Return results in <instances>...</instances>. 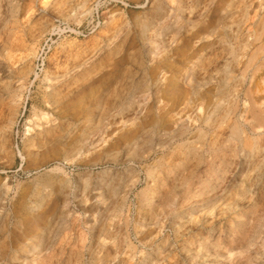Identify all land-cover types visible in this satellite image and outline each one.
<instances>
[{"label":"rangeland","instance_id":"rangeland-1","mask_svg":"<svg viewBox=\"0 0 264 264\" xmlns=\"http://www.w3.org/2000/svg\"><path fill=\"white\" fill-rule=\"evenodd\" d=\"M252 1L0 0V264H264V130L247 123L252 68L241 79L244 65L264 59L263 51L250 61L264 42L247 33L258 24ZM96 8L101 22L90 28ZM211 43L212 63L193 75L204 97L198 121L160 138L190 95L177 78ZM87 62L92 71L72 82ZM263 77L254 78L259 105ZM52 89L63 96L55 111L61 137L46 136L26 154L27 122L33 108L51 111ZM121 117L134 123L120 131ZM180 149L190 150L188 166L167 172Z\"/></svg>","mask_w":264,"mask_h":264},{"label":"bare ground","instance_id":"bare-ground-1","mask_svg":"<svg viewBox=\"0 0 264 264\" xmlns=\"http://www.w3.org/2000/svg\"><path fill=\"white\" fill-rule=\"evenodd\" d=\"M253 4V1L250 3V6ZM153 6L151 5L150 8H152ZM161 7L158 4V10H160ZM192 9V8H191ZM199 9V8H198ZM253 9L255 12V16L257 17V28H255V31L253 33H250V31L248 30L247 33L248 35H252V43L255 42H259L261 39V36L264 35V0H257V2L255 4H253ZM150 10V9H149ZM186 12V11H185ZM196 13V12H195ZM195 16V14H194ZM185 17V15H184ZM192 17V16H191ZM243 21H247L249 20L248 17L242 18ZM226 21V20H225ZM256 21V20H255ZM164 22V21H163ZM168 23V22H167ZM196 25V22L191 21L190 23V29L192 30L194 29ZM234 27V26H233ZM18 29V28H17ZM234 29V28H233ZM214 33V27L210 29V31L202 36H198L197 39L195 40V42H201V41H206L212 34ZM165 38V37H164ZM17 40V39H15ZM155 41V40H154ZM211 45L212 43L207 47L208 49L205 50L204 52H199L196 55L194 54L192 57L189 58L188 64L187 66L184 68V70L181 73L180 78H177V81L181 83V85L185 86L189 91H190V95L188 97H186L185 99H183V101L181 102V104L178 107H175V109L172 111L171 114V128L167 129L165 131L164 135H161L160 138H165L168 139L170 138V136L177 134V133H184L185 131H187L189 129V126L195 124L196 121H198V113H200L201 111V107L203 105V101H204V97L202 94H200V90H199V82L194 78V74L196 73L197 70H206V67H208L211 61H213V58L215 57V52H212L211 50ZM160 48V46H159ZM111 49V48H110ZM6 56L7 59H13L16 52L19 50L18 48V44L15 42L12 45H9L6 47ZM153 52L155 54H158L160 51H158V49L153 48L152 49ZM162 50V49H159ZM264 51V42H262L260 45L257 46V48L252 52V54L250 55V61H252L251 59H256L259 57L258 53L259 52H263ZM103 52V51H102ZM117 53L118 52V48H115L113 51L107 52V54L103 57V59H109L110 55L112 53ZM91 53V52H90ZM219 54V53H218ZM79 55V54H78ZM127 56V55H126ZM128 57V56H127ZM147 59V58H146ZM7 61V60H6ZM79 62V61H78ZM102 62V61H101ZM217 62V61H216ZM4 63V61H3ZM212 63V62H211ZM6 64V63H5ZM83 68L81 69L82 72H78L77 74L73 75L71 77V81H79L83 78H85L93 69L94 63H89L87 62L86 64L83 63ZM98 64H100L98 62ZM139 64H142L141 62ZM219 65V64H218ZM227 65V64H226ZM232 65V64H231ZM213 66V65H212ZM144 68V67H143ZM252 68L251 71V77L249 79V84L248 87L246 89V96L248 98V108H250L251 111V120L248 121V125H250V127L256 131L255 128L258 129H262L264 130V102L262 103V105H259L258 102L256 100H254L252 93H253V89L254 87V78L256 77L258 71L264 72V59L261 60L259 63L257 64H253V63H249L244 65L243 69H242V76L241 79L245 80L246 79V73H248V71ZM4 69V68H3ZM147 69V68H146ZM222 69V68H221ZM55 70V69H54ZM7 71V70H6ZM27 71H29V69H27ZM148 71V70H147ZM213 71V70H212ZM198 72V71H197ZM131 71H127L124 73V79H128L131 75ZM199 74V73H198ZM161 76V75H160ZM199 76V75H198ZM197 76V77H198ZM196 77V78H197ZM216 78V76H215ZM226 77L223 78V80H225ZM47 80V79H46ZM264 82V77L263 80ZM248 82V81H247ZM177 83V82H173ZM145 84V83H144ZM172 84V85H173ZM202 84V83H201ZM141 85V84H140ZM17 88V86H16ZM205 89V88H204ZM13 90V89H12ZM17 90V89H16ZM242 90V89H241ZM240 90V91H241ZM258 93V92H257ZM260 93V92H259ZM15 94V93H14ZM115 95V93H114ZM151 95V94H150ZM49 100L51 102V111H46L43 109H36L33 108V112L32 115L30 117V119L27 122V128H26V142L24 145V153H30L32 150L34 151L33 147L36 145V143L41 144V146H43L45 143L44 142V137L46 136H50L53 139L54 138H60L61 135H57V114L55 113L56 111V104L61 100V98L63 96H60V93H57V91H55V89H52L51 92L48 94ZM116 99L118 100L119 95L117 94ZM16 100V99H15ZM124 103H128L130 104L128 101L124 102ZM17 105V104H16ZM99 105V104H98ZM97 105V106H98ZM218 102L216 101V98H214V100L212 101L211 105H210V113L207 116V118H211V112L214 111V109L217 107ZM45 108V107H44ZM17 109V108H16ZM100 110V109H99ZM195 111V112H194ZM127 113V112H125ZM123 115V114H122ZM125 115V114H124ZM127 115V114H126ZM128 116V115H127ZM130 116V114H129ZM118 117V116H117ZM120 118V117H119ZM118 118V119H119ZM115 119V118H114ZM117 119V118H116ZM135 119V118H133ZM71 120V119H70ZM130 120L129 119H122L121 117V121L120 123L122 124V127L120 129V131H123L124 129H128L130 125H132V123H134V121H132L130 124H128ZM190 121V123H189ZM26 122V121H25ZM73 121H70L69 123H67L64 127V131L66 130L67 126L69 127L70 125H72ZM157 121L154 122V125L156 126ZM35 127H38L37 130H34ZM204 128V127H203ZM32 129L34 130V133H31ZM84 129V128H83ZM164 129V128H163ZM152 129H150L148 132H150ZM200 130V129H199ZM235 130L238 131L239 128L238 126L235 127ZM201 133V130L199 131ZM250 133V132H249ZM82 141H79L76 146L78 147L80 145V147H82ZM160 145V144H159ZM132 146V145H131ZM104 146H102L103 148ZM41 148V147H40ZM79 148V147H78ZM144 150V148H143ZM149 147L146 148L145 151H148ZM4 154L7 158H12L13 157V151L10 149L9 145L5 146L3 148ZM166 151V150H165ZM188 152H184L182 151V149L178 150V153H176V158L175 160L167 167H165V170L168 171H174V170H180L181 168H183L185 165H187V162L189 160V155H190V150H187ZM71 149H67L65 151V157H69L71 156ZM103 157H117L119 150L117 151H111V152H106L105 150L103 151ZM163 152V151H162ZM195 152V151H194ZM20 153V152H19ZM144 151H133V156L136 159H142L144 158L143 156ZM203 153V152H202ZM256 154V153H255ZM20 155H22V153H20ZM151 155V154H150ZM156 155V153H155ZM175 155V154H174ZM259 155V154H258ZM262 155V154H261ZM256 156V155H255ZM23 157V156H22ZM102 157V158H103ZM147 157V156H145ZM66 158V159H67ZM195 159H197V154H195ZM146 160V159H145ZM243 160V159H242ZM246 160V158H245ZM136 161V160H135ZM142 161V160H141ZM235 161V160H234ZM233 161V162H234ZM245 162V161H244ZM135 163V162H134ZM190 165V164H189ZM134 166V165H133ZM188 166V165H187ZM142 170V169H141ZM147 173L150 174L151 169L147 166L146 167ZM186 170V169H185ZM228 171V170H227ZM134 172V171H133ZM178 172V171H177ZM180 172V171H179ZM103 173V172H102ZM174 173V172H173ZM210 174V173H209ZM221 174V173H220ZM113 175V173H112ZM115 175V174H114ZM181 176V175H180ZM179 176V177H180ZM106 177V176H105ZM169 177V176H168ZM224 177V176H223ZM226 177V176H225ZM255 178H257V175H255ZM159 179V178H158ZM212 179V178H211ZM245 181L251 185L252 182L255 180L254 177L252 176V172H250L249 174H246L245 176ZM100 180V179H99ZM102 181V180H100ZM138 182V181H137ZM153 182V181H152ZM158 182V181H157ZM211 182V180H210ZM224 183V182H223ZM65 184V183H64ZM106 184V182H105ZM104 184V185H105ZM97 185V184H96ZM102 185V184H101ZM102 185V186H104ZM207 185V184H206ZM260 185V184H259ZM212 186V184H211ZM63 187V186H62ZM107 187V186H106ZM214 187V186H213ZM96 188V187H95ZM134 188V187H133ZM216 188V187H215ZM96 190V189H95ZM99 190V189H98ZM106 190V189H105ZM162 190V189H161ZM103 191V190H102ZM108 191V190H106ZM97 192V191H96ZM101 192V191H100ZM261 192V191H260ZM143 193V192H141ZM157 193V192H156ZM69 194V193H68ZM95 194V193H94ZM162 194V193H161ZM257 194V193H256ZM263 194V193H262ZM91 195V194H90ZM131 195V194H130ZM163 195V194H162ZM161 195V196H162ZM207 195V194H206ZM60 196V195H59ZM78 196V195H77ZM80 196V195H79ZM109 196V194H108ZM210 196V195H209ZM99 197V196H98ZM110 197V196H109ZM163 197V196H162ZM263 197V196H262ZM78 198V197H77ZM107 198V197H106ZM157 198V197H156ZM155 198V199H156ZM257 198V197H256ZM105 199V197L103 198ZM154 199V200H155ZM255 199V198H254ZM45 200V199H44ZM101 200V199H100ZM160 200V199H159ZM193 200V199H192ZM43 199H40V201H38V206H41ZM83 201V200H82ZM106 201V200H105ZM45 202V201H44ZM80 202V201H79ZM102 202V201H101ZM160 203V202H159ZM80 204V203H79ZM102 204V203H101ZM94 206V205H93ZM190 206V205H189ZM35 208V207H34ZM90 208V205L89 207ZM93 208V207H92ZM86 209V208H85ZM188 209V208H187ZM132 212V211H131ZM245 212V211H244ZM243 212V213H244ZM221 213V212H220ZM219 213V214H220ZM222 214V213H221ZM177 217V216H176ZM199 217V216H198ZM215 217V216H214ZM186 218V217H185ZM217 218V217H216ZM144 219V218H143ZM182 220V219H181ZM191 220V219H190ZM215 220V219H214ZM53 222V221H52ZM185 222V221H183ZM215 223V222H214ZM64 225V224H63ZM149 225V224H148ZM239 225V224H238ZM227 226V225H225ZM198 228V227H197ZM129 229V228H128ZM210 229V228H209ZM45 230V229H44ZM49 230V229H48ZM212 230V229H211ZM69 231V230H68ZM67 232V231H66ZM47 233V232H46ZM202 234V233H201ZM39 235V234H38ZM44 235V234H43ZM221 235V234H220ZM40 236V235H39ZM38 238V237H36ZM42 239V238H41ZM225 239V237H224ZM217 240V239H216ZM229 241V240H228ZM242 241V240H241ZM40 242V239H36L34 241V243H30L33 244V246H38V244ZM51 242V241H50ZM55 242V241H54ZM205 242V241H204ZM192 245V244H191ZM188 246V245H185ZM51 247H53L51 245ZM49 247V248H51ZM28 248H30L29 246L27 247L26 245H22L20 248V251L24 253V255L26 256L27 252H28ZM192 248V247H191ZM32 249V248H31ZM44 249V248H43ZM215 249V247H214ZM50 250V249H49ZM53 250V249H52ZM54 251V250H53ZM45 252V251H44ZM46 252V253H50ZM193 253V252H192ZM45 255V254H44ZM42 255V256H44ZM20 256V255H19ZM24 256V257H25ZM47 256V255H46ZM11 257V256H10ZM15 257V256H14ZM13 257V258H14ZM27 258V257H26ZM7 260V259H6ZM45 260V259H44ZM29 262V261H28ZM118 262V261H117ZM146 262V261H145ZM27 263V262H26ZM45 263V262H44ZM104 264V263H103Z\"/></svg>","mask_w":264,"mask_h":264},{"label":"built area","instance_id":"built-area-1","mask_svg":"<svg viewBox=\"0 0 264 264\" xmlns=\"http://www.w3.org/2000/svg\"><path fill=\"white\" fill-rule=\"evenodd\" d=\"M101 22V16H100V13H99V9L96 8L94 13H93V16H92V21L90 23V28L91 27H95L96 25L98 26Z\"/></svg>","mask_w":264,"mask_h":264}]
</instances>
